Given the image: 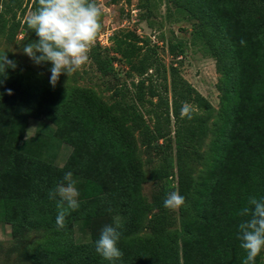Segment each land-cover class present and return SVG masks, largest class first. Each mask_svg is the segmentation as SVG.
<instances>
[{
  "label": "trees",
  "instance_id": "trees-1",
  "mask_svg": "<svg viewBox=\"0 0 264 264\" xmlns=\"http://www.w3.org/2000/svg\"><path fill=\"white\" fill-rule=\"evenodd\" d=\"M185 2L191 16L202 18L193 32L204 39L219 72L217 137L206 157V170L198 187L192 165L202 157L199 146L208 131L212 105L182 77L176 66L171 65L167 71L147 39L134 31L121 29L112 36L113 49L128 65V73L139 76L132 101L116 117L119 122L115 126L128 148L122 155L124 159L110 149L104 137L95 133L89 140L85 137L80 118L86 111L65 112L56 103L45 102L39 93L20 91L0 75L1 215L13 232L33 227L49 230L45 242L36 246L32 257L36 263L243 264L245 253L238 239L239 224L250 217L239 213L244 207H251L249 197H264V0ZM37 7L38 0H33L32 11ZM14 27L35 34L27 29L26 20L22 24L16 22ZM35 37L38 40L36 34ZM177 47L178 43L170 44L171 54H175ZM91 58L101 75H114L111 61L96 48L91 50ZM149 70L152 74L148 75ZM153 75L160 77L164 91L169 86L170 100L162 97L153 85ZM156 96L159 99L154 105L162 108L160 112L146 106ZM185 102L192 108L191 119L181 117ZM145 112L153 117L152 124L146 120ZM163 116L166 122L170 116L174 119L173 149L159 142L170 134L162 125ZM31 117L50 119L57 126L72 120L78 124L77 132L72 127L59 131V138L72 146L62 166L46 159L45 136H25V125ZM85 119L87 122L84 116ZM122 123H130L142 143L159 154L150 177L161 181L162 188L161 194L150 202L137 190L129 204L123 201L119 210L129 214L118 229V247L123 256L110 262L96 252V241L105 225H113L107 218L119 203L125 181L137 178L135 166L129 169L123 162L131 164L134 144L121 128ZM67 172L90 181L95 191L78 190L79 208L66 216L65 228L57 230L58 209L56 200L49 199V191L66 183L63 178ZM172 191L185 197L184 204L190 203L192 212L182 217L177 229L170 231L173 216L164 208L163 201ZM145 213L149 215L146 226L150 235L143 242L133 234ZM75 221L91 228L90 244L74 242L70 228ZM259 257L256 264H260Z\"/></svg>",
  "mask_w": 264,
  "mask_h": 264
},
{
  "label": "rangeland",
  "instance_id": "rangeland-1",
  "mask_svg": "<svg viewBox=\"0 0 264 264\" xmlns=\"http://www.w3.org/2000/svg\"><path fill=\"white\" fill-rule=\"evenodd\" d=\"M32 1L0 0V8H2L0 11V56L7 53L8 58L16 63L15 69H6V80L12 81L24 93H39L45 102L50 105L56 103L65 112L86 111L80 118L85 137L89 140L92 133L104 137L110 149L122 157L128 148L123 144L119 136L120 130L115 126L119 122L116 117L118 118L124 106L132 101V96L137 91L136 84L139 76L128 73V65L113 49L112 36L121 29L134 31L139 37L147 39L149 46L155 49L157 58L165 65L167 71L171 65L176 66L182 77L212 105L208 131L199 146L202 157L192 165V175L195 186L198 187L206 170L208 161L206 157L217 137L220 109V91L217 88L219 72L216 69V60L203 44L204 39L193 32L202 18L191 16V12L185 8L187 7L185 0H97L103 13L100 18L103 27L91 50L96 48L111 61L114 75H101L92 61L90 51L87 63L69 77L61 74L53 88L49 83L51 63L35 65L23 53L24 45L36 41L35 34H26L21 27H14L18 21L22 24L32 12ZM171 43L179 44L175 54L170 52ZM149 74H152V70L148 71ZM152 78L153 85L157 87L162 97L166 96L170 100L169 86L164 91V87L160 84L162 83L160 77L153 75ZM148 83L149 81H146V85ZM158 99L157 96L153 97V103L148 102L146 106L158 112L162 111L161 107L158 109V106L154 105ZM144 115L149 124H152L153 117L149 118L146 112ZM84 116L88 118L87 122L86 119L83 120ZM161 122L164 128L169 129L170 134L159 142L173 149L174 119L170 116L169 121L166 122L163 116ZM122 125L121 128L127 131L128 137L134 144V158L131 164L130 161L123 162L129 169L132 165L135 166L137 178L132 177L126 180L122 186L121 197H118L119 203L107 218L113 226L117 221L122 224L127 220L129 214L121 213L119 209L124 202L130 203L135 190L150 202L161 194L162 188L161 181L150 177L151 169L159 162V154L155 149L148 148L142 143L138 131L134 130L130 123H122ZM70 127L75 132L79 129L74 120L70 124L57 126L50 119L31 117L25 125V136L27 138L35 134L45 136L48 140L44 149L46 159L55 165L62 166L72 146L60 139L58 135L59 131H66ZM72 179L77 190L81 189L85 193L95 191L90 181L73 173ZM110 197H113V194ZM169 212L173 216V224L169 229L172 231L179 227L184 215L192 212V207L190 203H186L178 210H169ZM148 218V213H145L141 226L133 234L142 238L143 242L150 235L146 226ZM70 229L76 244L92 242L89 235L91 228L84 225L82 221L73 222ZM48 235L49 230L45 227L23 228L19 232H13L11 224L4 222L0 209V264H38L32 257L36 246L44 243ZM65 237L67 234L63 238ZM259 262L264 264V251L260 254Z\"/></svg>",
  "mask_w": 264,
  "mask_h": 264
},
{
  "label": "clouds",
  "instance_id": "clouds-1",
  "mask_svg": "<svg viewBox=\"0 0 264 264\" xmlns=\"http://www.w3.org/2000/svg\"><path fill=\"white\" fill-rule=\"evenodd\" d=\"M102 14L97 0H38V7L25 18L27 29L34 31L38 40L24 45L23 53L35 65L51 63L49 83L53 88L61 74L69 77L89 60L91 48L103 27L100 22ZM7 68L15 69L16 63L5 53L0 56V75L5 78ZM8 94H12L11 89ZM181 117L192 118V108L187 102L181 106ZM63 179L66 183L49 191V199L56 200L58 209L57 230L64 229L66 216L79 208V192L72 173H65ZM184 203L185 197L172 191L163 201V206L168 210H178ZM248 204L251 207H244L239 213L250 218L239 224L238 239L245 253L243 264H256V258L264 251V197H249ZM119 227L117 221L115 226L105 225L101 230L95 250L104 260L112 262L123 256L118 247Z\"/></svg>",
  "mask_w": 264,
  "mask_h": 264
}]
</instances>
